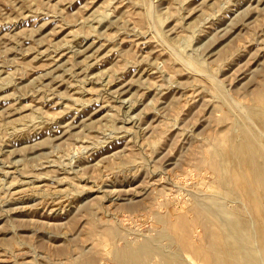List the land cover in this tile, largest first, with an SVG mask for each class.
Returning <instances> with one entry per match:
<instances>
[{
  "label": "rangeland",
  "instance_id": "1",
  "mask_svg": "<svg viewBox=\"0 0 264 264\" xmlns=\"http://www.w3.org/2000/svg\"><path fill=\"white\" fill-rule=\"evenodd\" d=\"M263 86L264 0H0V264H203L210 210L259 231L217 151L264 150Z\"/></svg>",
  "mask_w": 264,
  "mask_h": 264
},
{
  "label": "bare ground",
  "instance_id": "2",
  "mask_svg": "<svg viewBox=\"0 0 264 264\" xmlns=\"http://www.w3.org/2000/svg\"><path fill=\"white\" fill-rule=\"evenodd\" d=\"M258 92L260 107L262 109V105H264V86L261 87ZM262 120L264 119L262 118ZM244 125L246 126V124ZM245 128L244 139L246 141L245 144H247V140H253V138L251 139L252 132L250 130V127L246 126ZM253 137L255 138V136ZM256 143L255 146L253 144L254 148L252 146L251 148L248 147L249 144H247V147L245 146L244 148L237 150L232 148L231 145V147H229L228 149L226 148L218 150L217 152L219 160L222 162L223 165L221 166L220 170L222 174L225 175L224 177L228 176L230 178L233 172L235 170L237 171V187H233L232 193L234 192L239 194V196H243L244 202L246 203V205H248V208L252 211L254 216L257 215L264 219V150L262 149L259 142L257 143V146ZM236 159H239L238 163L241 164L242 162V168L239 170H237L238 168L235 169V167H233ZM202 206L204 207V205ZM226 212H228L227 209ZM232 213L233 212H231L230 214L232 215ZM210 214L211 215L206 216L208 219L203 218V221L207 220V222L205 221V224L202 226L204 234H202L203 236L201 235V239H199L201 240V243L196 244L187 236V234L183 235V241H185L184 246L189 248L192 251L191 253H193L195 257L200 260L201 263L264 264V224L262 225V228L259 231L254 230V228L252 230L248 227V229L244 227L245 229L242 228V230L239 228L237 229V227L235 225H232L230 221V226L228 224H225V218H217L213 213H211V210ZM260 220L261 219L259 218V221ZM247 224H249V222ZM239 225L240 224H238V226ZM186 232L188 231L186 230Z\"/></svg>",
  "mask_w": 264,
  "mask_h": 264
}]
</instances>
